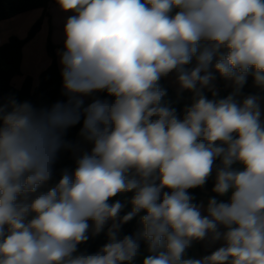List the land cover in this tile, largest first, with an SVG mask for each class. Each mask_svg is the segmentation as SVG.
Wrapping results in <instances>:
<instances>
[{
    "label": "clouds",
    "instance_id": "clouds-1",
    "mask_svg": "<svg viewBox=\"0 0 264 264\" xmlns=\"http://www.w3.org/2000/svg\"><path fill=\"white\" fill-rule=\"evenodd\" d=\"M56 2L72 13L67 100L0 103V264H134L141 241L143 264H264V97L238 98L249 75L264 89V0ZM217 74L233 86L224 98ZM169 76L192 93L183 118L162 104ZM77 124L90 150L76 148L74 170L37 194ZM213 173L216 195L196 202L188 190ZM126 192L121 216L125 203L109 201ZM141 211L140 230L121 238ZM105 229L99 251L78 252ZM203 241L219 247L187 257Z\"/></svg>",
    "mask_w": 264,
    "mask_h": 264
},
{
    "label": "trees",
    "instance_id": "trees-1",
    "mask_svg": "<svg viewBox=\"0 0 264 264\" xmlns=\"http://www.w3.org/2000/svg\"><path fill=\"white\" fill-rule=\"evenodd\" d=\"M57 4L56 0H0V22L12 19L18 15L41 9L44 11L43 17L48 15V9L51 5ZM43 19V18H42ZM42 19L39 20L35 26L29 31L25 39H20L16 36L10 38L8 43L0 47V103H3L9 96H13L19 102L29 101L37 107H50L57 101L64 102L67 97L64 95L62 89L63 79L59 70L56 50L57 47L52 43L51 37H48L47 41V53L51 59V65L42 73L40 77V84L34 92H32V78H26L21 89H16L12 85L13 78L21 75V64L23 59V48L31 41L41 29ZM190 67V66H188ZM251 81L253 77L251 76ZM160 86L166 89L167 94L162 99V104H166L176 109L177 116L183 118L184 110L192 104V93L188 91L187 94L180 95L173 91L164 81V78L160 80ZM223 84V81L221 82ZM101 98H104L106 94H99ZM209 98L211 94L208 93ZM226 92L222 89L219 93L220 98L226 97ZM93 98L86 100L85 106L92 101ZM81 124H77L74 127L68 129L65 136V140L71 145L74 144L76 135L79 133ZM71 149L62 150L59 153V158L55 164V174L53 180L48 185L38 189L37 193L46 192L49 187L53 186L60 178V172L62 169L74 170L75 160L71 157ZM214 173L209 178L207 183L198 188L189 189L188 192L195 197L196 202H200L203 197L208 198L215 196L212 191L214 185ZM167 191V189H165ZM127 195H133V192H126ZM218 199L227 200L225 197H218ZM124 203L121 199L119 200ZM126 205V204H125ZM131 211L130 206H125L121 212V216ZM146 213L141 211L132 220L122 225L120 229V237L125 235H133L137 230L134 227L138 226L137 218L145 215ZM106 230L98 235H92L89 232V239L78 245V252H86L88 254L96 253L107 242L108 237ZM140 247L146 249V245L141 241ZM187 257L193 255L190 250H187Z\"/></svg>",
    "mask_w": 264,
    "mask_h": 264
},
{
    "label": "crops",
    "instance_id": "crops-1",
    "mask_svg": "<svg viewBox=\"0 0 264 264\" xmlns=\"http://www.w3.org/2000/svg\"><path fill=\"white\" fill-rule=\"evenodd\" d=\"M48 12L53 14L52 23L53 25H55L54 30L56 29L55 31H53L52 41H54L55 46L60 48L58 50L61 53L62 50H64V42L61 41L62 32L61 31L58 32L57 30L62 25L64 26L67 20V17L71 15L72 13L63 12L59 8V6H57V8L51 6L48 9ZM33 13L35 14L31 15V11H30V12L18 15L12 19L0 22V47L8 43L10 38L13 36H16L20 39H24L28 35L29 31L32 29L33 22L37 21L39 17L41 18L44 14V11L41 9H37V10H34ZM38 14H39V17H38ZM43 30H44V26L37 33V35L31 41H29L23 48L21 75L13 78L11 82L12 85L16 89H21L26 78L30 77L32 78V92H34L40 84V77L42 73L51 65V59L48 55L45 57L41 56L42 48L45 49L47 53V36L44 35V40H43V43H41V45H40V38L38 40V37H42ZM36 41H38L37 42L38 44H36V46L39 45V49H41L39 55L35 53L37 49L34 48V43ZM57 61H58L59 70L60 72H62V65L60 63V57L57 59ZM194 63L195 62L193 61V64L189 66L190 67L194 66ZM250 79H251V75L248 76L247 83L242 88L241 94L238 97L241 100L247 95H260L261 97H264V89L257 87L254 81H251ZM164 81L177 94L184 95L188 93V91H184L182 93L179 92L178 85L174 82V78L172 76L164 78ZM222 81H223V84H221ZM215 85L219 93L221 92L222 89L226 92L227 95H229L233 91L232 83L230 81L224 80L223 78H220L218 74H217V79L215 81ZM62 89H63V84H62ZM91 98L92 97H84V102ZM261 109H262V112H264V99L261 100ZM262 118H264V116H262ZM78 145H80L82 149H85V150H90L91 148V145L85 143L77 134L74 144H73L74 147L71 150V157L74 160H75L74 151ZM132 196L133 195L119 197L117 194V196L110 199L109 203H112L116 200L121 199L127 206L131 207V204L127 202L131 199ZM225 198L227 199L228 197L225 196ZM204 199H207V196ZM202 201L205 202L206 204V200H202ZM217 247H219V244L209 246L206 241H203V242H194L193 246L188 250L191 251L193 258H200L206 255H210L211 252L214 251ZM139 256H141V259L137 257L136 260L134 261V264H140L141 262H143V259L146 257V255L144 254H140Z\"/></svg>",
    "mask_w": 264,
    "mask_h": 264
},
{
    "label": "rangeland",
    "instance_id": "rangeland-1",
    "mask_svg": "<svg viewBox=\"0 0 264 264\" xmlns=\"http://www.w3.org/2000/svg\"><path fill=\"white\" fill-rule=\"evenodd\" d=\"M52 7H56L57 8V6H59L58 4H53V5H51ZM36 12V11H35ZM32 14H35V13H33V11H31V15ZM44 15V14H43ZM38 17H39V14H38ZM41 18H43L42 19V25H41V29L43 28V26H44V30H43V32H42V37H38V40H39V38H40V45H41V43H43V40H44V35H46L47 36V41H48V37H51V41H52V35H53V31H55L54 30V26L55 25H53V23H52V20H53V14H51V13H49L48 12V15L47 16H45V17H41ZM40 17L38 18V20L37 21H39L40 19H41ZM37 21H35V22H33V26H32V28L35 26V24L37 23ZM64 23V22H63ZM62 23V24H63ZM64 26H65V24H64ZM64 26L62 25L57 31L58 32H62L61 33V41L62 42H64V40H65V35H64ZM40 29V30H41ZM39 36H41V35H39ZM27 37V36H26ZM25 37V38H26ZM24 38V39H25ZM38 41H36L35 43H34V48L35 49H37L36 51H35V53L37 54V55H39L40 54V51H41V49H39V45H37L36 46V44H38L37 43ZM45 42H46V40H45ZM52 43L54 44V41H52ZM57 47V46H56ZM58 49H60V48H58L57 47V50H56V55H57V59L60 57V52H59V50ZM63 51V50H62ZM48 54L46 53V51H45V49H43L42 48V52H41V56H47ZM49 56V55H48ZM76 148H79V149H82V147L80 146V145H78ZM85 150V149H84ZM118 196L119 197H125V196H127V194H125V193H118ZM206 197V196H205ZM205 197H203L202 198V200H206V202H207V200L209 199L208 197H207V199H204ZM201 200V201H202ZM137 222H138V226H137V229L138 230H140V228H141V224H140V217H138L137 218ZM143 242V241H142ZM145 244V243H144ZM146 245V244H145ZM140 254H144V255H148V253H147V250L146 249H144V248H142V247H140ZM138 258H140L141 259V256H138ZM140 264H143V262H141Z\"/></svg>",
    "mask_w": 264,
    "mask_h": 264
},
{
    "label": "water",
    "instance_id": "water-1",
    "mask_svg": "<svg viewBox=\"0 0 264 264\" xmlns=\"http://www.w3.org/2000/svg\"><path fill=\"white\" fill-rule=\"evenodd\" d=\"M134 229L137 230V227L135 226Z\"/></svg>",
    "mask_w": 264,
    "mask_h": 264
}]
</instances>
